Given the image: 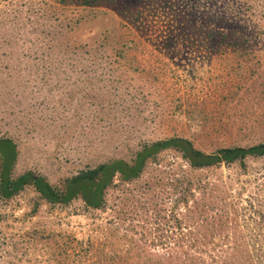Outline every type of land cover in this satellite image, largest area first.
Wrapping results in <instances>:
<instances>
[{
  "label": "rangeland",
  "instance_id": "rangeland-1",
  "mask_svg": "<svg viewBox=\"0 0 264 264\" xmlns=\"http://www.w3.org/2000/svg\"><path fill=\"white\" fill-rule=\"evenodd\" d=\"M85 1L0 0V137L17 145L15 175L58 185L170 137L205 153L264 140V0ZM161 159L115 184L100 211L40 201L31 214L32 189L0 201V264H169L179 245H231L227 231L262 238L264 157L240 181L237 165L191 177L188 205L204 221L184 241L185 168ZM224 204L237 211L229 226Z\"/></svg>",
  "mask_w": 264,
  "mask_h": 264
},
{
  "label": "trees",
  "instance_id": "trees-1",
  "mask_svg": "<svg viewBox=\"0 0 264 264\" xmlns=\"http://www.w3.org/2000/svg\"><path fill=\"white\" fill-rule=\"evenodd\" d=\"M96 3L97 0L83 2L87 6H92V4ZM224 22L226 23V21ZM209 34L216 35V32L211 30ZM223 38L227 37L224 35ZM165 153L175 154L185 168V176L182 180V183L185 184L182 201L184 202L183 206L186 213L184 222L177 221L178 226L176 228L181 230L183 227L186 231V233H182L180 238V241H184L191 237L193 225H197L198 220L199 222L204 221V219H201V215L195 220L194 211L188 205V198L194 196L192 193L194 181L191 177L196 172L237 165L242 172L239 176V181L242 180L247 177L245 161L249 158L256 160L264 157V140L249 146L222 147L212 153H205L197 149L188 139L170 137L141 144L131 154L129 159H110L93 168L79 171L77 174L63 179L58 185H53L44 177L32 171L15 175L14 169L18 158L17 145L9 137H0V201L9 202L22 191L32 189V192L37 196L32 205L31 214L36 213L40 201H44L52 207L67 206L74 201H79L86 210L100 211L105 209L108 190L117 183L129 184L136 181L148 166L160 165L159 162L162 161L161 155ZM238 184L241 185V183ZM199 185L198 182L195 188ZM229 211L237 212L232 204H224L220 207L218 220L222 217L224 218V221L220 220L218 222L220 226H229ZM228 232L230 233L229 235ZM221 236L226 239H232V244H214L211 246L205 244L179 245L177 253L171 254V251L166 253V257L170 260L169 264H264V234L262 238L259 234L256 235L259 240H256L253 235L249 238L239 231L238 233L227 231V234ZM110 239L108 237V240ZM119 239L125 242L124 247H128L127 249L129 250L132 239L129 240L124 236L119 237ZM82 246H86L87 250L89 249L86 243H83ZM83 247L82 250L85 249ZM149 254L151 259L156 258L155 254ZM174 254L178 257L176 258ZM103 255L105 256V253ZM162 256V259H164L165 254ZM38 259H40L39 255L36 257V260ZM41 263L55 264L50 258L43 259ZM153 263L161 264L159 259L154 260ZM109 264L117 263L112 258Z\"/></svg>",
  "mask_w": 264,
  "mask_h": 264
}]
</instances>
